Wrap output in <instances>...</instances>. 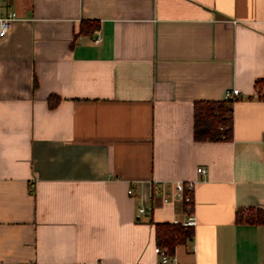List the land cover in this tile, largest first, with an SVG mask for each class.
<instances>
[{"label": "crops", "instance_id": "0c3cea01", "mask_svg": "<svg viewBox=\"0 0 264 264\" xmlns=\"http://www.w3.org/2000/svg\"><path fill=\"white\" fill-rule=\"evenodd\" d=\"M9 11L0 264H158L154 222L186 221L173 184L189 180L177 264H264V224L235 219L264 209V0H0ZM234 87L232 138L194 140V102Z\"/></svg>", "mask_w": 264, "mask_h": 264}, {"label": "trees", "instance_id": "16d2710c", "mask_svg": "<svg viewBox=\"0 0 264 264\" xmlns=\"http://www.w3.org/2000/svg\"><path fill=\"white\" fill-rule=\"evenodd\" d=\"M92 29L98 27L93 22ZM81 31H85L83 25ZM256 81V85H259ZM53 103V96L49 98ZM233 103L234 100H198L193 104V138L196 141L230 140L233 128ZM237 222L250 224H264V209L236 210ZM155 246L163 248L168 255L173 256L175 247L185 243L193 236V227L181 223L154 222Z\"/></svg>", "mask_w": 264, "mask_h": 264}, {"label": "built area", "instance_id": "2783aa9c", "mask_svg": "<svg viewBox=\"0 0 264 264\" xmlns=\"http://www.w3.org/2000/svg\"><path fill=\"white\" fill-rule=\"evenodd\" d=\"M16 18V13L13 11L0 13V37H3L7 34L8 30L10 29L12 21ZM100 36L98 33L95 34L92 41L94 43L99 42ZM226 98H231L232 100H236L240 96V90L238 88H230L227 91ZM197 172L201 175H204L206 173L205 168L199 167L197 168ZM196 181L195 180H189V181H175L174 186V192L178 196V198L184 202L185 204V210L188 212V217L185 222L181 223L184 226H191L194 227L196 224V219L193 215V189L195 186ZM161 185L160 184H152L153 193L158 194L161 192ZM133 188H128L127 193L133 194ZM164 201L167 200V194L164 195L163 198ZM150 211V208L145 207H138L137 212L138 215L148 213ZM173 223H179L177 221H174ZM154 252L159 257L158 264H177L174 257L171 255H168L163 248H160L158 246L154 247ZM189 264H195V262H191Z\"/></svg>", "mask_w": 264, "mask_h": 264}]
</instances>
